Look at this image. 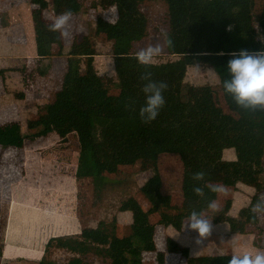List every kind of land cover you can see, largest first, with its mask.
Returning <instances> with one entry per match:
<instances>
[{
    "label": "rangeland",
    "instance_id": "obj_1",
    "mask_svg": "<svg viewBox=\"0 0 264 264\" xmlns=\"http://www.w3.org/2000/svg\"><path fill=\"white\" fill-rule=\"evenodd\" d=\"M21 1L30 5L36 27L48 32L51 44L54 42L48 50L42 49L46 57L53 58L46 62V66L54 77L43 79V93L46 92L38 103L25 107L22 103L18 104L21 117L26 115V119L22 118L20 130L11 126L3 127L0 131V207L13 212L10 213L12 228L16 227L14 222L19 221L20 224L19 229L0 231V240L2 243L6 240L11 246H29L34 252L15 256L14 260H7L3 264H40L41 261L66 264L71 256L60 248L62 241L82 244L90 239L100 247L112 248L116 240L129 236L132 228L143 235L146 242L140 264H210L208 260L264 252V214L249 215L251 206L256 203L253 198L264 196V117L256 119L255 159L247 178L238 183L235 189L227 188V196L216 194L213 199L220 206L219 212L207 209L210 199L193 193V186H202L204 181L195 182L191 175L203 171L206 174L205 181L209 183H220V175L193 155L176 154L171 145L159 148V157L155 162L139 160L136 163L119 164L113 152L118 139L112 138L108 131L95 129L96 151L102 158L103 167L117 172V175L106 179L99 192L94 189V169L89 156L79 151L74 133L67 134L62 140L51 134L48 140L13 146L14 140L32 133L28 131V125L44 113L45 105L53 102L60 77L67 68L75 75L86 74L91 82L95 75L105 76L109 82L104 92L117 95L120 88L113 73V55L135 57V69L139 64L136 53L150 44L159 43L163 50L152 63L170 60L166 56L163 39L167 30V9L163 3L145 2L141 6L148 19V37L138 43H128L122 40L108 41L103 34L95 32L97 17L108 23L110 18V23H115L117 11L114 6L100 10L93 7L95 0H74L78 11L70 9L73 13L69 21L71 36L60 39L59 33L50 32L47 27L57 15L68 10L67 6L59 9L52 5L51 0H0V9L9 2L17 6ZM262 3L263 0H255L253 15L258 39L264 43ZM8 25H2L0 41L8 40L17 33L11 24L8 29ZM88 54H105L108 57L90 58ZM205 89L211 92L216 106L224 114L231 113L221 95L217 69L188 64L180 93L181 101L192 104ZM8 100L13 101L14 98ZM126 104L128 115H134L136 107L132 90L127 92ZM14 109L13 104L0 106V121L13 120L9 116ZM204 121L219 122L215 117H205ZM227 134L224 140L216 139L212 143H223L222 160L232 161L235 159L234 147L238 145L239 139L233 132ZM42 142L53 143L50 145L52 149H45L38 159L47 169L28 166L33 149H37L36 153L43 150L37 148L43 147L44 144L40 145ZM74 151L78 154H74ZM255 169L259 170V192H255L254 185L247 180ZM153 180L159 184L158 189ZM155 192L169 198V207L162 206L154 198ZM128 199H132L139 209L140 214L136 217L132 213L118 211ZM192 210L203 211L213 225L211 234L203 238L199 245L195 242L198 234L185 228ZM169 217L181 219L180 227L171 226ZM3 223L4 219L0 218V224ZM30 227L34 229L30 230ZM152 230L153 236L150 238ZM12 250L9 248L7 251L9 257H12ZM84 264L112 263L108 258L90 255L84 259Z\"/></svg>",
    "mask_w": 264,
    "mask_h": 264
},
{
    "label": "trees",
    "instance_id": "obj_2",
    "mask_svg": "<svg viewBox=\"0 0 264 264\" xmlns=\"http://www.w3.org/2000/svg\"><path fill=\"white\" fill-rule=\"evenodd\" d=\"M145 2L163 3L167 9V30L164 33L172 40V46L164 43L168 61L135 67V57L114 56L113 73L118 80L119 93H105L109 80L95 75L91 82L86 74L75 75L67 68L60 77L59 87L52 103L44 106V113L28 125L27 133L16 140L34 144L49 135L59 136V140L69 133L76 135L79 151L89 156L94 169L96 192H99L115 171L105 169L102 158L96 151L95 129L108 131L118 139L113 146L115 161L119 164L136 163L139 160L155 162L159 148L171 145L176 154L193 155L198 161L209 164L220 175V183L235 189L247 178L255 159L256 119L264 117V111L250 112L238 108L223 88V81L229 78L227 62L232 52L264 50V43L258 39L253 10L255 0H95L96 9L107 10L115 7L117 19L111 24L101 17L95 21V32L103 34L108 41L122 40L138 43L148 37V19L141 6ZM53 6L61 9H75L74 0H51ZM67 11V10H65ZM264 17V0L262 3ZM231 25V30H227ZM91 54H88L90 56ZM203 65L217 69L219 88L230 114H224L216 106L213 95L205 89L192 104L181 101L180 93L185 79L187 65ZM151 72L154 81L166 82L164 106L155 120L143 123L139 109L145 102L140 80L143 72ZM133 91L136 111L127 113V92ZM107 115V116H106ZM205 117H215L218 123L204 121ZM238 136L239 143L234 147L235 159L223 161V143L213 144V140H224L227 133ZM59 140H54L59 142ZM10 143H8L9 145ZM11 146V144L9 145ZM117 175V174H116ZM259 170H254L249 180L259 192ZM156 188L159 184L153 180ZM216 194L204 189V198L213 200ZM154 198L164 207H169V198L155 192ZM258 200L254 197L253 200ZM121 213L140 214L132 199L123 202ZM250 216H254L251 212ZM249 220H252L249 219ZM171 226L179 228L182 221L169 217ZM132 233L115 241L112 248L96 245L90 239L82 244L62 241L59 246L70 254L66 264H84L87 256L108 258L112 264H140L145 252L143 235L132 228ZM151 235V236H150ZM149 237L152 238L153 230ZM15 251H18L15 249ZM230 258L208 260L210 264H228ZM207 261V263H208ZM40 264H57L40 262Z\"/></svg>",
    "mask_w": 264,
    "mask_h": 264
},
{
    "label": "clouds",
    "instance_id": "obj_3",
    "mask_svg": "<svg viewBox=\"0 0 264 264\" xmlns=\"http://www.w3.org/2000/svg\"><path fill=\"white\" fill-rule=\"evenodd\" d=\"M73 13L67 10L60 13L47 27V30L53 33H59L60 39H66L71 36L69 31V21ZM112 22L109 18V23ZM229 25L227 30H231ZM164 43L172 46V40L165 34ZM162 46L150 44L140 49L136 53L139 64L151 65L154 58L158 57L162 52ZM233 57L227 62L226 70L229 78L223 81V88L226 94L230 95L235 105L245 111L256 112L264 111V50L258 52H249L240 50L232 52ZM140 80L145 81L142 86V92L145 96V102L139 109V116L143 123L147 124L155 120L159 114V110L165 104L164 91L168 85L166 82L154 81L151 72H143ZM205 172L198 171L191 175V179L195 182L204 181L202 186L194 185L192 191L199 197L204 196V189L219 195L227 196L228 189L221 183H209L205 181ZM207 209L211 212H219L220 206L217 200H211L207 204ZM250 212L255 216L264 214V196L260 197L255 204L251 206ZM185 228L192 230L198 234L196 244H201L203 238L208 237L213 229L211 220H209L203 211L197 212L192 210L187 217ZM228 264H264V252H256L254 255L244 253L242 255H232L228 260Z\"/></svg>",
    "mask_w": 264,
    "mask_h": 264
},
{
    "label": "crops",
    "instance_id": "obj_4",
    "mask_svg": "<svg viewBox=\"0 0 264 264\" xmlns=\"http://www.w3.org/2000/svg\"><path fill=\"white\" fill-rule=\"evenodd\" d=\"M15 5H12L11 2H9L5 8L0 9V32L2 25L5 24H9L8 29L9 26L12 25V29L17 32L12 34V37L8 40L2 39L0 41V106H7L10 104L15 106V109L9 116L13 120L7 119L3 120L4 122L0 121V131L3 127L5 129L11 126L19 131L20 126H22V118L26 119V115L21 117L22 112L18 104L22 103L25 107V105L33 106V104L38 103L40 99L44 97L46 92L43 93V79L48 77L53 79L54 77L52 72H50L46 66V62L52 61L53 58L46 57V54L42 53L43 47L48 50L49 46L54 45V42H52V44L50 42L51 36L48 32L41 31L40 27H36V24L33 21V14L30 5L26 4L25 1H21V4L17 6ZM104 55L87 57H108ZM112 57H114V55ZM43 65L45 67H43ZM13 70L15 72H13ZM57 72L59 73V70H57ZM56 77L57 79L59 78L58 76ZM11 97L14 98L13 101L8 100V98ZM46 140H48V137ZM43 144L44 142L40 145ZM51 144L53 143L45 142L43 147H37L40 148L39 150L43 149L38 151V153L35 152L37 150L36 148H32L34 153L30 156L31 160L29 162L26 161L28 166L32 165V167L36 168L42 166L45 169L46 167L42 165L44 163H41L38 159L45 149L51 148ZM27 153V150H25V155H27ZM74 154H78L77 151H74ZM25 155L23 159L25 158ZM12 196L14 197L15 194ZM10 213L13 214L12 211L10 212V210L7 211V209L0 207V218L4 219V223L0 224V231L19 229V221H13V225H16V227L12 228L10 224V219H12L10 218ZM23 228L24 224L22 225V229ZM29 229L32 230L34 228L30 227ZM9 248L13 249L12 257L7 255ZM15 249L18 251H15ZM26 252L34 253L29 246L27 248H22L16 245L11 246L8 245L6 240L4 243L0 240V264L5 263L7 260H14L15 256H26Z\"/></svg>",
    "mask_w": 264,
    "mask_h": 264
},
{
    "label": "bare ground",
    "instance_id": "obj_5",
    "mask_svg": "<svg viewBox=\"0 0 264 264\" xmlns=\"http://www.w3.org/2000/svg\"><path fill=\"white\" fill-rule=\"evenodd\" d=\"M30 167H32V165H30Z\"/></svg>",
    "mask_w": 264,
    "mask_h": 264
}]
</instances>
